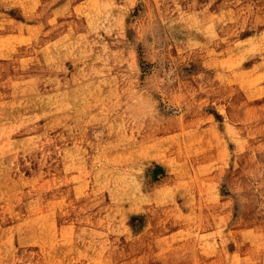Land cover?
Wrapping results in <instances>:
<instances>
[{
    "label": "rangeland",
    "instance_id": "rangeland-1",
    "mask_svg": "<svg viewBox=\"0 0 264 264\" xmlns=\"http://www.w3.org/2000/svg\"><path fill=\"white\" fill-rule=\"evenodd\" d=\"M255 60L264 0H0V264H264Z\"/></svg>",
    "mask_w": 264,
    "mask_h": 264
},
{
    "label": "bare ground",
    "instance_id": "bare-ground-1",
    "mask_svg": "<svg viewBox=\"0 0 264 264\" xmlns=\"http://www.w3.org/2000/svg\"><path fill=\"white\" fill-rule=\"evenodd\" d=\"M255 64L256 66L261 70L263 68L264 65V60H255ZM263 72V70H261ZM261 73H259L260 75ZM257 75V74H256ZM261 76V75H260Z\"/></svg>",
    "mask_w": 264,
    "mask_h": 264
}]
</instances>
